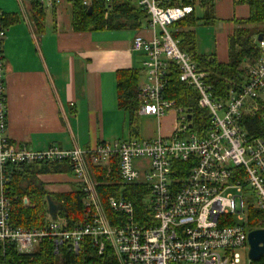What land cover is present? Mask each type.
I'll list each match as a JSON object with an SVG mask.
<instances>
[{"label":"built area","instance_id":"built-area-1","mask_svg":"<svg viewBox=\"0 0 264 264\" xmlns=\"http://www.w3.org/2000/svg\"><path fill=\"white\" fill-rule=\"evenodd\" d=\"M32 1L42 9L59 3ZM135 1L152 31L149 40L140 35L132 40V52L145 57L137 113L160 122L171 112L172 127L167 136L117 140L91 150L51 146L33 151L6 137L2 50L6 28L0 12V244L13 245L19 255H31L48 239L61 257L78 254L87 238L98 254L109 246L117 264H240V251L248 258V234L264 230V113L260 134H250L246 127L247 118L264 107V36L255 39L256 57L242 63L240 84L224 99L216 98L205 73L179 49L168 27L192 13L194 6L219 0ZM89 3L83 1L84 6ZM171 66L178 80L196 92L197 109L207 113L206 126L193 128L192 110L166 99ZM45 161L70 164L84 194V219L68 228L63 218L52 220L47 214V224L40 229L13 228L3 192L5 165ZM113 162L121 184L142 186L147 193L142 199L145 213L140 215L122 194L109 196L111 223L97 191L95 168L110 170ZM253 212L259 216L251 219Z\"/></svg>","mask_w":264,"mask_h":264},{"label":"crops","instance_id":"crops-1","mask_svg":"<svg viewBox=\"0 0 264 264\" xmlns=\"http://www.w3.org/2000/svg\"><path fill=\"white\" fill-rule=\"evenodd\" d=\"M32 2L0 0L6 28L2 45L6 137L33 151L51 146L91 150L121 140L113 139L116 133L106 128V122L122 112L117 108L116 72L136 69L144 80L145 57L132 52L131 47L136 35L152 38L147 23L123 41L116 34H103L117 31L75 32L70 0H59L52 9H43V14L36 13ZM214 14L215 22L207 28H215V45L198 55H213L226 63L233 20L247 18L248 7L234 0H219ZM160 128L161 121H157L153 137L136 133L143 139L169 134V130L162 134ZM37 178L52 195L69 193L78 185L69 172Z\"/></svg>","mask_w":264,"mask_h":264},{"label":"trees","instance_id":"trees-1","mask_svg":"<svg viewBox=\"0 0 264 264\" xmlns=\"http://www.w3.org/2000/svg\"><path fill=\"white\" fill-rule=\"evenodd\" d=\"M84 0H70L72 10V29L75 32H99L103 30H137L147 23V15L136 4L135 0H90L88 6L83 5ZM237 5L248 7V16L245 19H235L233 33L227 40L228 59L220 63L215 56H202L196 52L195 27L198 24L212 25L215 22L214 5L211 2L194 6L193 12L184 18L172 23L168 30L171 37L178 41L179 49L188 54L195 63L199 72L205 73V81L210 84L212 96L224 99L229 92L235 89L242 80V63L246 59H254L257 55L255 39L258 35L264 36V0H234ZM32 5L38 14L43 9L37 2ZM91 8L90 15L87 14ZM197 11L200 15H197ZM5 20V19H4ZM5 23V22H4ZM141 72L136 69L119 70L116 72V101L117 108L127 114L129 118L130 137L138 138L135 129L139 115L137 89L139 88ZM166 99L175 105L186 107L193 113V128L207 125V113L198 110L196 106V92L178 80L177 70L170 67ZM264 107L253 118H247L246 127L250 134L261 133V115ZM71 172L68 162H34L23 165H5L3 192L10 203L9 222L13 228L25 230L40 229L47 224V202L52 201L66 209L58 213L68 228L83 221L84 210L82 200L84 194L78 184L65 194H48L37 176L40 174H54ZM97 191L106 214L111 223L114 215L107 210L106 199L109 196L122 194L129 199L137 214H143L142 199L147 191L142 186L123 185L120 182L118 167L115 162L110 164V170L95 168ZM29 203L25 206L23 199ZM259 213H251V219L258 217ZM52 243L44 239L31 255H19L13 245L0 244L1 264H117L113 252L106 246L101 254L91 248L89 239H85L78 254L64 253L61 257L54 254ZM264 264V260H263Z\"/></svg>","mask_w":264,"mask_h":264},{"label":"rangeland","instance_id":"rangeland-1","mask_svg":"<svg viewBox=\"0 0 264 264\" xmlns=\"http://www.w3.org/2000/svg\"><path fill=\"white\" fill-rule=\"evenodd\" d=\"M197 15L200 13L197 11ZM215 16V15H214ZM218 24V23H217ZM215 32V28H207V25H202L201 23L195 27V43H196V52L199 54L207 53L206 48L213 50V46L215 45V38L213 36ZM116 34L120 40L128 41L134 35L133 30H118L117 32H107L103 34ZM212 52V51H211ZM143 81L142 76H140L139 83ZM124 112L119 113L115 118L113 117L111 120L106 122V128L111 130L112 133H116L113 139H121L126 140L130 135V126H129V118L127 114L125 118H123ZM173 113L166 114L161 119V133L165 134L166 131L170 130L172 127L173 121ZM171 124V125H170ZM108 125V126H107ZM136 130L144 133H148L149 136L157 134V121L156 118L153 117H140L135 128ZM145 135V134H144ZM142 136V135H141ZM143 138L148 137L147 135L142 136ZM153 137V136H152ZM241 260L240 264H263V259L249 262L246 252L240 251Z\"/></svg>","mask_w":264,"mask_h":264},{"label":"water","instance_id":"water-1","mask_svg":"<svg viewBox=\"0 0 264 264\" xmlns=\"http://www.w3.org/2000/svg\"><path fill=\"white\" fill-rule=\"evenodd\" d=\"M91 8H88L87 14L90 15ZM263 35L260 34L257 37V41H261ZM190 119V115L187 116ZM47 211L52 220H56L57 213L61 210L65 213L66 209L62 208L60 204L52 201L50 197L46 198ZM249 253L248 258L251 261H256L264 255V230H254L248 234Z\"/></svg>","mask_w":264,"mask_h":264}]
</instances>
